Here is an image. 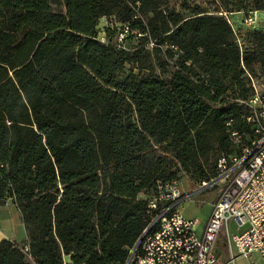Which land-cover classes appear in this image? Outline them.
<instances>
[{
	"label": "trees",
	"instance_id": "obj_1",
	"mask_svg": "<svg viewBox=\"0 0 264 264\" xmlns=\"http://www.w3.org/2000/svg\"><path fill=\"white\" fill-rule=\"evenodd\" d=\"M179 1L0 0V203L13 199L27 231L0 242V264H125L157 182L183 171L200 184L249 143L264 29L227 14L264 0L189 16ZM103 17L119 24L104 43ZM128 64L140 72L121 77Z\"/></svg>",
	"mask_w": 264,
	"mask_h": 264
},
{
	"label": "built area",
	"instance_id": "obj_2",
	"mask_svg": "<svg viewBox=\"0 0 264 264\" xmlns=\"http://www.w3.org/2000/svg\"><path fill=\"white\" fill-rule=\"evenodd\" d=\"M242 23L258 25L257 10L245 13ZM121 28L118 43L128 32V23ZM98 39L107 41L103 30H98ZM251 86L246 122L252 138L241 153L220 155L214 176L199 184L198 188L221 185L201 232L197 230L198 220L180 211V203L190 197L181 190L180 180L157 182L148 198L147 224L137 246L129 250L128 264H217L213 248L222 229L233 251L231 259L247 258L254 252L264 259V90L253 78ZM24 251L28 252L27 246Z\"/></svg>",
	"mask_w": 264,
	"mask_h": 264
},
{
	"label": "rangeland",
	"instance_id": "obj_3",
	"mask_svg": "<svg viewBox=\"0 0 264 264\" xmlns=\"http://www.w3.org/2000/svg\"><path fill=\"white\" fill-rule=\"evenodd\" d=\"M230 2L231 4L235 0H226ZM225 1V2H226ZM234 5V4H233ZM176 9L181 12L184 16H189L192 14V11L199 7L204 10H206L210 14H219V12L224 11L226 7L224 6L223 0H181L176 3ZM226 14V13H225ZM244 12H235L233 14H227L230 22L234 26V28L237 30L238 28H243L241 25L242 19L244 17ZM257 23L258 20H257ZM259 25V24H258ZM256 25L257 27H259ZM119 24L117 23L116 19L114 17H103L98 21V30H103L107 27L110 28V30H115ZM119 31L114 34L111 39L113 42H117L119 39ZM134 34H137L134 32ZM174 65V59L168 60V64L165 66V68L155 66L153 72L156 74H159L163 77H165ZM257 68V65L255 66ZM130 72H140L138 68L133 67L131 64L125 65L123 71L121 72L120 76L125 77ZM260 84V88L264 90V78H253ZM250 139V137H248ZM178 178L180 180V188L183 192H188L190 194V197L183 200L180 205V211L185 217L191 218V219H197L199 222V225L197 227L198 232L200 233L208 216L211 211V204L218 198L220 194L221 185H215L211 187L204 188L203 190L199 192H194L198 189V182L195 180H192L190 175L188 173H185L183 171L179 172ZM224 236V230L222 229L218 235V237ZM64 262H67L66 264H70L68 261H66V258L64 257ZM29 264H35L32 260H29Z\"/></svg>",
	"mask_w": 264,
	"mask_h": 264
},
{
	"label": "crops",
	"instance_id": "obj_4",
	"mask_svg": "<svg viewBox=\"0 0 264 264\" xmlns=\"http://www.w3.org/2000/svg\"><path fill=\"white\" fill-rule=\"evenodd\" d=\"M258 26L264 29V10L257 11ZM8 239L15 242H26L27 231L21 219L20 212L12 198H6L0 203V242ZM217 264H264V259L254 252L249 257L231 259L233 251L228 247L225 236L218 237L214 245ZM69 262V256H65Z\"/></svg>",
	"mask_w": 264,
	"mask_h": 264
},
{
	"label": "water",
	"instance_id": "obj_5",
	"mask_svg": "<svg viewBox=\"0 0 264 264\" xmlns=\"http://www.w3.org/2000/svg\"><path fill=\"white\" fill-rule=\"evenodd\" d=\"M204 188H205L204 186H201V187H199L197 190H195L194 192H192L191 194H193V193H195V192H199V191L203 190ZM137 243H138V242H136V243L134 244V246H133L134 248L137 246ZM129 259H130V256H128V258H127L125 264H128V263H129Z\"/></svg>",
	"mask_w": 264,
	"mask_h": 264
}]
</instances>
